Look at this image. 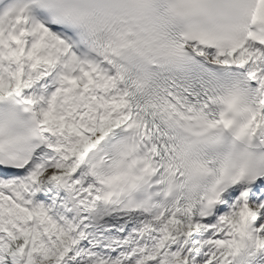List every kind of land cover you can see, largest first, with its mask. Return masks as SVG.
<instances>
[{"label":"snow or ice","instance_id":"obj_1","mask_svg":"<svg viewBox=\"0 0 264 264\" xmlns=\"http://www.w3.org/2000/svg\"><path fill=\"white\" fill-rule=\"evenodd\" d=\"M0 264H264V0H0Z\"/></svg>","mask_w":264,"mask_h":264}]
</instances>
